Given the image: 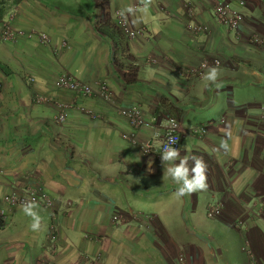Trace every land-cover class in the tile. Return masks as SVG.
Returning a JSON list of instances; mask_svg holds the SVG:
<instances>
[{
	"label": "crops",
	"instance_id": "1",
	"mask_svg": "<svg viewBox=\"0 0 264 264\" xmlns=\"http://www.w3.org/2000/svg\"><path fill=\"white\" fill-rule=\"evenodd\" d=\"M227 1L235 2L234 4L243 2L241 12L245 11L235 31L238 38L242 39L239 50L235 51V58L240 62L236 65L224 58L222 67L219 69L217 83H224L226 93L218 90L215 95L207 93L206 85H213L210 82L207 84L208 82L201 78L198 81L184 80L183 75L180 74L185 72L190 75L191 73V76L185 77H192L194 68H198L201 63L198 65L199 54L195 53L197 46H194V38L183 32L181 22L178 16H175L177 15L175 9L181 10L185 15L186 3L191 4L196 12L194 20L203 24L208 31L202 38L205 46L203 50L207 52L206 56H209L205 60L209 62L216 60L221 65L218 58H211L214 55L212 52L226 46V41L225 38L218 37V35L213 36L211 33L213 30L207 8L208 0H155L157 8L153 5L147 11L138 10L135 14L126 13L124 16H121L120 12L126 6L142 8L139 0H113V2L111 0H98L97 2L89 0L85 5L84 13L76 15L71 20L61 21L59 28L55 27L56 20L52 15L48 17L50 12L41 10L37 22L41 33L43 29L51 28V26L58 30V35L61 34L59 31L80 32L84 33L90 42L92 41L87 48L94 46L105 48L99 54L91 51V55L85 56L76 54V50L66 48L67 52L63 51V54L59 55L58 62L67 69L75 82L85 86L91 85L94 91H98L95 90L98 84L96 81L107 83L112 97L105 99L99 95L93 100H78L76 108L67 114L64 125L59 126L52 122L54 108L48 110V107L44 106L43 112L37 117L30 116L26 113L29 111L24 109L25 113L21 116L17 115L19 106L13 108L12 105L7 106L2 100L0 101V166L8 169V172L0 173V210L6 211L8 205L5 204L3 198L11 190L22 188L27 183L39 185L44 188L45 192L47 191L48 195L51 192L52 195H50L56 197L54 201L51 200L55 208L60 207L65 199L75 197L76 202L71 203V208L78 211L82 220L88 217L84 220L87 226H82L81 230L86 247L80 249V253L87 251L95 254L99 246L103 244V246L106 245L108 256L123 254L126 255L124 258H127L129 254H132L137 257L130 264H173L171 253L158 252L159 237L152 226L153 221H149L150 214L148 215L144 208L149 209L152 207V201H156L161 209L160 212L165 215L164 221H169L172 217L185 223L190 221V217L193 220L195 217L198 218L203 212L201 209L205 208L206 211L209 203H214L220 209L215 223L225 227L227 231L233 229L232 224L235 222L247 226L248 231L252 233V239H247L245 236L242 238L243 234L239 232L240 239L249 245L256 263L264 264V235L256 227L257 223L264 224V128L262 126L264 119L261 117L253 119V116L249 118L239 108L228 109L233 91L239 92L245 88L249 74L258 79L261 77L264 79V55L256 47L247 45V37L252 33L264 39V10L262 0ZM20 7V1H16L12 26L14 30L25 28L23 30L30 31L27 28L30 17L25 16L18 19ZM169 11L174 12L168 17L157 16L167 15ZM113 14L123 20L129 30L134 32L135 36L130 39V41L133 40L132 48H130L131 58L138 63L154 60V65L149 64L148 67H143L139 71V78L133 84H128L122 76L111 71L110 44L95 28L99 21H104ZM147 15L153 18L157 16V23L162 21V26H168L165 28L164 35L160 34L162 26L156 28L157 23L146 25ZM57 17L63 18L68 15L58 14ZM98 17H100L99 20H97ZM29 39L18 40L20 47L15 50L11 46L8 49H2L6 53H11L13 58L14 54L29 59L30 54L27 51H30L29 48H37L38 45L35 40L30 41ZM74 45L77 47L76 44ZM51 47L42 50V56L37 55L31 58L37 61V64L45 63L47 68L38 73L47 74L46 79L49 80L53 72L49 68L53 62L51 51H56L53 45ZM57 53L60 54L59 51ZM65 56L70 58L68 61L71 65L80 63L77 68L78 75L71 73L67 68L71 65L65 66L68 64ZM6 59L9 60V56ZM178 67H185V69L179 72ZM40 68L42 67L38 66L33 69L39 70ZM48 83L45 86L39 83L41 94L51 95L52 89L49 88V91L46 89ZM190 93L193 95H189ZM53 94L59 97V102L65 98L64 90L53 92ZM207 96L211 105L201 109H197L200 105L197 108L191 107L199 103L202 97L207 98ZM163 100L177 107L175 115H177L176 119L181 132L179 146L181 157L196 155L201 157L207 166V188L190 196L178 197L175 194L178 185L164 174V167L167 165H163L159 159L141 153V149L148 144L152 143L153 146H157L160 143V137L152 132L153 128H147L143 123H148L153 114L161 111ZM78 108L85 109L89 115L79 113L81 111H78ZM131 109L136 110L137 117L142 122V125L136 129L130 126L125 115V112ZM49 111L54 113L49 115ZM195 126L204 127L203 136L199 138L192 136L191 129ZM62 131L64 134L66 132L65 136L71 144L74 142L71 138L74 139V137L84 143V150L92 161L87 158L91 165L88 168L94 172L93 174H88L82 165L81 168L85 169V173L81 168L72 173L71 168L67 167L66 154L63 148L55 143L57 134ZM228 132L231 133V138L227 137ZM124 136L130 140H124ZM221 139L228 140V152L222 149L217 151ZM31 142L33 147H30ZM46 152H50L49 155H46ZM36 153H39L38 157ZM27 157L32 158L30 169L26 171L29 172L28 174L21 171L20 165L13 167L19 159ZM149 163L151 170H149ZM52 170L60 178L64 171L70 175L71 180L76 177L80 187L75 189L74 194L78 192L79 194L73 195L69 192V195L63 198V193H60L58 189L52 191L51 186H48L49 183L54 184L52 180L55 175L52 174ZM34 180L36 182H32ZM61 207L58 214H62L64 210L66 216L70 208L66 209L65 206L61 209ZM44 211L50 219L55 218L56 214L53 216L51 209ZM118 212L126 221L131 218L130 216L138 218L131 219L133 225L113 228L110 226V221L112 216ZM39 215L43 219L42 210ZM17 220L22 221L24 231H16L17 222L15 221ZM28 220L31 218L26 216L21 208L10 212L9 224L0 232V255L5 256L8 252V256L4 259L0 258V264H32L34 259L30 261L29 256L33 251L52 253L54 250L53 243H49L48 240L50 223L47 227L41 228L42 230L34 232L29 228ZM51 222L57 230L56 239L60 235L63 239H67L60 228L58 230L60 222L56 218L55 222ZM74 228L75 226L73 230ZM186 231L188 232V228ZM182 232H185L184 229ZM235 235L238 237L237 234ZM203 240L207 242L209 239L205 237ZM169 242V246L176 251V256L179 252H183L185 248L183 244L176 241ZM202 248L201 245L190 247L196 264L246 263V255L241 252V248L232 257L228 251L220 261L212 257L205 249L201 250ZM141 256H144V259Z\"/></svg>",
	"mask_w": 264,
	"mask_h": 264
},
{
	"label": "rangeland",
	"instance_id": "2",
	"mask_svg": "<svg viewBox=\"0 0 264 264\" xmlns=\"http://www.w3.org/2000/svg\"><path fill=\"white\" fill-rule=\"evenodd\" d=\"M16 1H20L21 7L19 9V16L18 19L24 18L25 16L30 17V22L27 26L28 30L25 31L22 28L20 30H14L12 23L14 20V7L16 5ZM97 2L98 0H93ZM89 2V0H0V101L2 100L7 106L12 105L13 108L16 106H19L17 109V115H21L25 110H28V113L32 117L39 116L45 107H48L47 109L50 110L51 108L55 110V113L53 111H49V115L53 114L52 122L55 125H64V122L67 118V114L71 111H73L78 105V100H93V98H97L99 95L100 97H103L105 99H108L112 97L111 90L107 83L105 82H98L96 81L95 90L90 85L85 86L80 83H77L73 80L71 77L72 75L67 71L66 68L63 67V65L59 64V55L63 54L66 48H71L73 51H75L76 54H80L82 56L85 55H91L95 51L96 54H99L104 47L97 48V46H94L93 48H87L90 44H92V41L90 42V39L84 35V33H74L73 31H59L61 34L58 35L57 31L53 26L51 28H45L43 29V33H41L40 28L37 25L38 22V16L41 10L46 11L49 13V16L52 15L53 19L56 20L55 27L59 28L61 21L65 22L66 19H73L76 17V15H80L84 13L85 11V5ZM113 2V0H111ZM219 2L234 4L235 2H228L227 0H208L209 5L208 13H210V18L212 22H210V25L212 27L213 36L218 35V37L225 38L226 46H224L221 49H218V51H213L214 55H212L211 58L215 57L218 58L221 62V65L218 64V68L221 69L222 67V61L224 58L231 60L236 65L240 61L237 60L235 57L236 50H239L240 48V42L242 39L238 38V34L235 33L236 29L233 31H228L224 29L221 25L218 24L215 17V7ZM155 5L157 8V5L155 3V0H151L150 6ZM186 7L184 8L186 14L184 15L181 10H176L179 22H181V27L183 28V32L185 34H188L193 39L194 46H197L195 49V53L199 54L198 58V65L209 63V61L205 60L209 58V56H206L207 52L203 49L205 46L203 45L202 38L205 37V34L208 33L206 28L203 24L198 23L195 21V14L194 8L191 6V4L186 3ZM149 6V7H150ZM189 7V8H188ZM262 8L264 10V0H262ZM170 10V9H169ZM142 12V11H141ZM174 11H169V14L167 15H157L160 17H168L171 13ZM14 13V14H13ZM68 15V17L58 18V14H64ZM119 13V12H118ZM242 16L244 17L245 11H242ZM117 14V13H116ZM113 14L112 17H109L108 19L104 21H97L95 22V28H103L105 31L103 33H100L104 39L108 41L111 47V61H110V67L111 71H115L120 77L122 76L123 79L128 84H133L137 82L139 78V71L143 67H148V65L152 64L154 65V60H148L144 61L142 63H138L137 61H134L131 58V51L130 48H132L133 40L130 41V39L127 35H125L124 32H122L119 29L118 21H120L122 24L125 22L123 20H120L117 18V15ZM147 14V12L145 13ZM157 16L155 18L150 17L147 15V22L146 25H154L157 23ZM212 16V17H211ZM100 17L95 18L99 20ZM117 18V19H116ZM16 23V21H15ZM154 23V24H153ZM165 23V21H164ZM126 24V23H125ZM124 24V29L127 33H134L131 30H129L127 24ZM127 26V27H126ZM162 26V21H159L156 24V28H160ZM23 27V26H20ZM168 26L164 25L160 29V34H165L166 29ZM222 28V30L220 29ZM156 35V34H155ZM221 35V36H220ZM133 36H135L133 34ZM160 35H158L159 37ZM41 37H44V40L41 41ZM51 37V38H50ZM156 37V36H155ZM212 37V35H211ZM30 38V41H36L37 42V48H29L30 51H27L30 54L29 59H24L22 56L14 55V58L11 57V53H6L2 48H10V46L15 50L16 48H19L20 45L18 44V40L27 39ZM52 39V40H51ZM53 41V43H52ZM58 41V42H57ZM5 43V45H2V43ZM264 39L258 37V35L252 33L248 35L247 37V45L248 46H254L259 49V52L264 55ZM77 47H75V45ZM200 44V45H199ZM53 48L56 49V51L60 52L57 53L56 51L52 50L51 53H53V62L52 65L49 67L53 72L50 76V80L46 79V75L44 73H38L40 70L47 68L45 63L43 64H37V61L31 60L33 56H42V50L47 48ZM59 49V50H57ZM25 50V49H24ZM25 55V52H22ZM238 53V52H237ZM9 56V60L6 58ZM73 56V55H72ZM68 56H65L64 58L68 61H70V58H67ZM154 57V55L152 56ZM152 59V58H151ZM63 60V59H62ZM61 60V62H63ZM204 60L205 62H203ZM46 61V60H45ZM68 61V64L65 66H70L71 63ZM201 61V62H200ZM216 61V60H215ZM5 64H4V63ZM58 62V63H57ZM203 62V63H202ZM51 63V62H50ZM200 64V65H201ZM41 66L39 70H35L33 68H37L38 66ZM200 65L198 68H194V71L192 72V77H185V76H191L187 73H180L183 75L184 80H200L202 75L207 71V67L204 69L200 68ZM247 66V64H245ZM80 66V63H74L71 65V67H67L70 69V72L73 74L79 73V70L77 69ZM32 67V68H31ZM210 67V66H208ZM182 69L178 67L177 70L183 71ZM177 70H175L177 72ZM177 72V73H179ZM68 76L75 82L73 84L76 88L71 89L69 87H66L65 84L61 85L60 79L62 77ZM4 77L5 79H3ZM258 79L254 75H248L247 81L245 83V88L241 91H233V95L231 96L230 103L228 104V109H234L239 108L243 112V114L248 115L249 118L256 119L261 117L264 119V79ZM261 80V81H260ZM48 83V87L46 88L47 91H49V88H51V95H45L41 94L40 91L41 87L40 84L45 86ZM40 83V84H39ZM104 84L109 93L107 96H104L100 93L99 87ZM209 84V82L207 83ZM221 87L217 89L215 85H207L206 90L207 93L210 95L216 93V91L220 90L223 93H226V88H224V83H219ZM65 86V87H64ZM78 88H82L83 91L87 90L86 93L81 92L82 90H78ZM65 93V98L59 102V97L53 94V92H59L63 91ZM204 92V91H203ZM189 95H193V93H190ZM68 100V101H67ZM164 101V100H163ZM166 101V100H165ZM163 102L161 106V111L153 114L152 118L159 117L161 121L166 120L169 116L174 117L176 119L177 115H175V112H177V107H173L169 103ZM192 105V104H189ZM196 105V106H195ZM193 104V108H197L200 105L201 109L203 107H207L208 105H211L210 99L205 97L201 98V101L197 104ZM45 106V107H44ZM22 109V110H21ZM174 109V111H172ZM80 108H78V111ZM82 114L89 115L85 111V109L80 110ZM45 112H48L45 110ZM85 112V113H84ZM151 118V119H152ZM150 119V120H151ZM178 122V121H177ZM264 122V120H263ZM130 124V123H129ZM263 124V123H262ZM67 125V122L65 126ZM179 125V124H178ZM264 128V124L262 125ZM203 126H195L191 129V133L196 128H202ZM204 128V127H203ZM204 130V129H203ZM153 133H158L160 137V142L163 137V127L161 126V123L157 126H154ZM71 133V132H70ZM66 134V132H65ZM64 132L58 133L55 139V143L59 144L65 154L67 159V167L71 168V172H77V170H80L81 165L86 168V171H88V174H93L94 172L88 168V166H91L89 164V160L91 161L89 155L84 150V143L79 142V140L75 137L74 139L71 138L74 142L77 143H70L69 140L66 138ZM204 132L201 136H203ZM192 136L195 137V135L192 134ZM200 136V137H201ZM123 138L124 140H127V136ZM49 140V139H48ZM40 143V142H37ZM27 145L26 143H24ZM152 145V143H150ZM160 143H158L159 145ZM157 145V146H158ZM155 145V147H157ZM30 147H33V144L31 142ZM92 147V146H91ZM143 149H141V153L143 155L151 156L150 154L144 153ZM40 150V148H39ZM50 153V152H49ZM48 152H46V155H49ZM42 156V154H40ZM39 156V153H36V157ZM89 160H88V159ZM49 159V158H48ZM32 158H21L18 160L17 164H14V168L18 167L20 165L21 171L28 174L29 172H26L28 169H30V163ZM161 161V159H159ZM92 162V161H91ZM82 169V168H81ZM1 172H8L7 168H2L0 166V173ZM82 172L85 173V169H82ZM52 174H54L53 183H49L48 186H51V190L53 189L56 191L57 189L60 191V193H63V198H66L67 195H69V192L73 195L79 194L75 193V189L79 188L78 185L79 182L77 181V178L74 177L71 180L70 175L66 171H64L60 176L58 174L54 173V170H52ZM77 175V174H76ZM96 180V178H94ZM118 180V179H117ZM36 182V180L32 181ZM97 184V183H96ZM170 185V182H169ZM140 189V188H138ZM142 189V188H141ZM145 190H148L145 188ZM144 190V191H145ZM39 192L42 194L36 201L38 207L36 211L38 214L40 213V210L43 212V219H42V225L41 228L47 227V225L50 223V226L48 228L49 231V243H53L54 250L52 253H44L43 251H33L29 257L30 261L34 259V262L32 264H130L132 261H134V257L132 254H129L127 258L126 255L123 254H116L113 256H108L106 254V245L103 246L100 245L97 252L95 254H91L90 252L84 251L83 253H80V249L85 248V241H83V235H81L82 226H87L84 222V220H87L88 217L86 216L84 220L79 217V213L77 210L73 209L72 202L75 203V197H70L68 199H65L62 201V207L66 206V209L68 210L67 215L65 216L64 210H62V214H58V210H60V207L55 208L52 204V201L55 200L56 197L51 196L52 193L48 195L44 188L39 187V185H34L32 183H27V185H24L22 188L13 189L10 192H8L4 198L3 201L5 204L8 205L7 209L0 210L2 214H4V217L7 218V221H5L4 225H2V229L0 232H2L9 224L10 221V212L13 211V209L20 208L21 204L23 203L25 199L29 197V194H39ZM143 193V191H141ZM14 198L15 201L11 202V198ZM49 199V200H48ZM52 200V201H51ZM152 207L149 209L144 208L145 212L149 215V221H153L152 226L157 231V236L159 237V241L157 242L158 246V252H169L171 253V259H173V264H196V259L193 256L194 253L191 252L190 247L191 246H202L203 249L208 251L212 257H214L217 261H220L223 259L224 255L230 252L229 254L231 257L239 252V249L241 248V252H243L246 255V263L248 264L250 258L246 254V251H248L251 254V257L255 261L253 254L250 252L249 245L244 243L243 239H240V233L243 234L242 238L252 239V233L248 231L247 226H244V224H238L235 222L232 224L233 229H227L217 223H215V220L219 216L220 209L218 206H216L214 203H209L211 208H217L218 214L217 215H211L207 216L205 208L202 213H200V216L197 218L195 217L194 220L190 217L189 222L181 223V221L176 220V218L170 217L168 220H163L165 215H163L160 211L159 205H157L156 201H152ZM61 207V209H62ZM44 208V209H43ZM51 214L60 222L58 225V230H60L64 233L63 236H66L67 239H63L62 235L60 237L58 236V239H56V227L54 224H52L51 221L55 222V218L48 217V214L46 215V212L44 210H50ZM12 210V211H11ZM4 212V213H3ZM167 215V214H166ZM117 218H119V223L116 224L115 222L110 221V226L113 228H120L121 226H129L130 224L133 225L131 222L132 218H138V217H132L127 221L120 215V212L118 214H115ZM114 217V216H112ZM148 217V216H147ZM20 220V219H18ZM15 221L16 223V231L21 232L24 231V228H22L23 224L22 221ZM29 223L31 220H28ZM90 221V220H89ZM58 224V223H57ZM73 226H75L73 230ZM264 224L257 223V228L260 229V231L264 235V228H262ZM188 228V232L186 229ZM255 228V227H253ZM23 229V230H22ZM184 229L185 232H182ZM236 230V231H234ZM66 231V232H65ZM231 234V235H230ZM237 234L238 237L235 235ZM259 234V233H258ZM245 236V237H244ZM205 237L209 239L207 242L206 240H203ZM88 241H92L91 239H87ZM169 241H176L185 246L183 250V254L179 252L176 256V251L172 247H170ZM88 244V243H87ZM104 248V250H103ZM204 251V250H203ZM5 256H8V252L5 254ZM5 256L3 254L0 255L1 259H4ZM139 256V255H138ZM144 259V256H141ZM120 258H124L121 260ZM214 258H212L214 260ZM37 259V260H36ZM146 260V257H145ZM143 262H145L143 260ZM256 262V261H255ZM257 264V263H256Z\"/></svg>",
	"mask_w": 264,
	"mask_h": 264
},
{
	"label": "clouds",
	"instance_id": "3",
	"mask_svg": "<svg viewBox=\"0 0 264 264\" xmlns=\"http://www.w3.org/2000/svg\"><path fill=\"white\" fill-rule=\"evenodd\" d=\"M142 8L137 9L131 5L122 8L120 15L124 16L127 14H135L139 11H147L151 4V0H139ZM218 63V62H217ZM219 75L218 66L207 67V71L202 75L201 79L214 84L217 89L221 87L217 83ZM207 86V85H206ZM162 127H172L177 126L175 120H165L161 121ZM157 135H159L157 133ZM228 138H231V133H226ZM176 144V139L172 136L168 137L166 143L162 144V154L161 161L164 167V174L170 177L174 183L178 185L176 189V195L178 197H183L185 195L190 196L198 191L205 190L207 188V177H206V164L201 157L196 155H185L181 157L180 150L173 145ZM229 151V144L227 139H221L219 143V150ZM191 162V164H190ZM149 170H151V164L149 163ZM38 205L33 201L23 202L20 206L21 211L28 217L31 218L29 228L36 232L40 230L42 218L36 211Z\"/></svg>",
	"mask_w": 264,
	"mask_h": 264
},
{
	"label": "built area",
	"instance_id": "4",
	"mask_svg": "<svg viewBox=\"0 0 264 264\" xmlns=\"http://www.w3.org/2000/svg\"><path fill=\"white\" fill-rule=\"evenodd\" d=\"M243 8V2H237V4H229V3H224V2H219L216 7H215V17H216V21L218 22L219 25H221L224 29L228 30V31H233L235 30L238 25L240 24L241 20H242V13H241V9ZM121 25V27L119 26V29L125 33V35H127L129 38L133 37L132 33H127L124 29V24H122L120 21H118V25ZM44 40V37H41V41ZM264 46V43H263ZM219 63H217V61H211L209 63H204L200 65L201 69H204L208 66H218ZM60 83L61 85H64L66 87H69L71 89H75L76 87L73 85L75 84V82H73V80H71V78H69L68 76L66 77H62L60 79ZM64 86V87H65ZM82 90V88H78V90ZM87 90L85 91H81L83 93H86ZM99 91L102 95L107 96L109 91L107 89V87L102 84L99 87ZM125 115L127 116L130 126L132 128H138L140 125H142V122L138 119L137 117V112L135 109H131L127 112H125ZM166 120H175L177 122V119H175L174 117H168ZM165 121V120H164ZM161 123V119L159 117L156 118H152L148 123H143L144 126H146L147 128H154V126H157L158 124ZM179 123L177 122V126L175 128L172 127H163V137L162 140L160 142V144L155 147L151 144H148L147 146L144 147L143 152L150 154L152 157L156 158V159H161V154H162V144L166 143L168 140L169 136H172L176 139V144L173 145V147H176L179 149L180 146V130H179ZM204 128H196L192 131V134L195 135L196 137H200L202 135V133L204 132L203 130ZM126 139V137H124ZM129 138L127 137V140ZM42 194L39 192V194H34L31 193L29 194V197L27 199H25L22 202H26V201H37V199L41 196ZM11 202H14L15 199L12 197L11 198ZM4 213V212H3ZM217 215L218 214V209L217 208H211L210 205L207 206L206 208V215L207 216H211V215ZM119 218H117V216L112 217V221L115 222L116 224L119 223ZM5 221H7V218L4 217V214H2L0 212V230L3 228L2 225H4ZM246 254L248 255V257L250 258L248 264H256V262L253 260V258L251 257V254L246 251Z\"/></svg>",
	"mask_w": 264,
	"mask_h": 264
},
{
	"label": "trees",
	"instance_id": "5",
	"mask_svg": "<svg viewBox=\"0 0 264 264\" xmlns=\"http://www.w3.org/2000/svg\"><path fill=\"white\" fill-rule=\"evenodd\" d=\"M97 31H98L99 33H103V32L105 31V29H103V28L100 27V28L97 29Z\"/></svg>",
	"mask_w": 264,
	"mask_h": 264
}]
</instances>
